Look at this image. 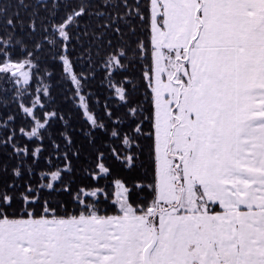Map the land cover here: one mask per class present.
<instances>
[{
	"label": "snow or ice",
	"instance_id": "obj_1",
	"mask_svg": "<svg viewBox=\"0 0 264 264\" xmlns=\"http://www.w3.org/2000/svg\"><path fill=\"white\" fill-rule=\"evenodd\" d=\"M0 264H264V0H0Z\"/></svg>",
	"mask_w": 264,
	"mask_h": 264
}]
</instances>
